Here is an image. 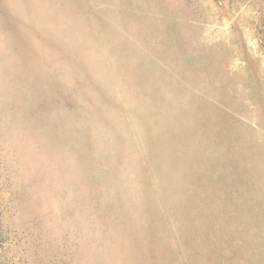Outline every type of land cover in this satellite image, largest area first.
Returning <instances> with one entry per match:
<instances>
[{"label":"rangeland","instance_id":"rangeland-1","mask_svg":"<svg viewBox=\"0 0 264 264\" xmlns=\"http://www.w3.org/2000/svg\"><path fill=\"white\" fill-rule=\"evenodd\" d=\"M0 264H264V0H0Z\"/></svg>","mask_w":264,"mask_h":264}]
</instances>
